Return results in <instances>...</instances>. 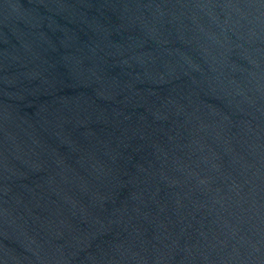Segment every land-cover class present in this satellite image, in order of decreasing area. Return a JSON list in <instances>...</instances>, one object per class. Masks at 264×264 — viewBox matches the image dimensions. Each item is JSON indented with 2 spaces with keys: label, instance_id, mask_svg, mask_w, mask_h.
<instances>
[{
  "label": "water",
  "instance_id": "water-1",
  "mask_svg": "<svg viewBox=\"0 0 264 264\" xmlns=\"http://www.w3.org/2000/svg\"><path fill=\"white\" fill-rule=\"evenodd\" d=\"M0 264H264V0H0Z\"/></svg>",
  "mask_w": 264,
  "mask_h": 264
}]
</instances>
